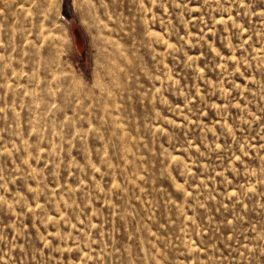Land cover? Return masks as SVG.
Wrapping results in <instances>:
<instances>
[{
  "label": "rangeland",
  "instance_id": "rangeland-1",
  "mask_svg": "<svg viewBox=\"0 0 264 264\" xmlns=\"http://www.w3.org/2000/svg\"><path fill=\"white\" fill-rule=\"evenodd\" d=\"M0 264H264V0H0Z\"/></svg>",
  "mask_w": 264,
  "mask_h": 264
},
{
  "label": "bare ground",
  "instance_id": "bare-ground-1",
  "mask_svg": "<svg viewBox=\"0 0 264 264\" xmlns=\"http://www.w3.org/2000/svg\"><path fill=\"white\" fill-rule=\"evenodd\" d=\"M110 42V41H109ZM112 43V42H111Z\"/></svg>",
  "mask_w": 264,
  "mask_h": 264
}]
</instances>
